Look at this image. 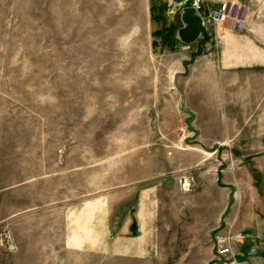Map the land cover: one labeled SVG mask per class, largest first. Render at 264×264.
<instances>
[{
    "label": "rangeland",
    "instance_id": "374dc122",
    "mask_svg": "<svg viewBox=\"0 0 264 264\" xmlns=\"http://www.w3.org/2000/svg\"><path fill=\"white\" fill-rule=\"evenodd\" d=\"M167 5L0 0V264H264V99L176 81Z\"/></svg>",
    "mask_w": 264,
    "mask_h": 264
},
{
    "label": "crops",
    "instance_id": "0c3cea01",
    "mask_svg": "<svg viewBox=\"0 0 264 264\" xmlns=\"http://www.w3.org/2000/svg\"><path fill=\"white\" fill-rule=\"evenodd\" d=\"M195 1L167 0L174 25V37L170 46L174 51H187L190 54L196 48L195 43L187 44L177 37L179 28L183 26L182 9L193 6ZM200 1L206 14L219 8L225 0ZM204 20L209 39L204 44V54L190 67L187 77L190 81L197 82V100L210 98L211 93L233 90L236 83L242 84L241 89L245 92L253 93L252 97L264 99V46L255 42V37L249 33H236L237 30H251L252 24L247 20L243 28H237L234 21L220 23L208 17ZM183 58L186 57L182 56L181 59Z\"/></svg>",
    "mask_w": 264,
    "mask_h": 264
},
{
    "label": "water",
    "instance_id": "95a60500",
    "mask_svg": "<svg viewBox=\"0 0 264 264\" xmlns=\"http://www.w3.org/2000/svg\"><path fill=\"white\" fill-rule=\"evenodd\" d=\"M181 20L183 26L177 32L178 39L187 44L195 43L196 48L190 52L188 57L181 60L183 70L176 73V81L180 77L189 76L190 67L204 54V44L209 39L205 20L194 6H185L182 9Z\"/></svg>",
    "mask_w": 264,
    "mask_h": 264
},
{
    "label": "built area",
    "instance_id": "2783aa9c",
    "mask_svg": "<svg viewBox=\"0 0 264 264\" xmlns=\"http://www.w3.org/2000/svg\"><path fill=\"white\" fill-rule=\"evenodd\" d=\"M193 6L201 13L203 18L208 17L214 22L224 23L233 20L237 28H243L246 23V12L242 11L241 14H239L240 8L237 7L236 2L232 0L223 1L219 8L207 12L206 14L204 12L203 3L200 0H196ZM216 249L219 256H227L233 253L232 245L230 241H226V239L218 240Z\"/></svg>",
    "mask_w": 264,
    "mask_h": 264
}]
</instances>
